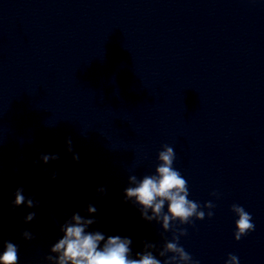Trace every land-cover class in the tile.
Returning <instances> with one entry per match:
<instances>
[{"label":"water","instance_id":"95a60500","mask_svg":"<svg viewBox=\"0 0 264 264\" xmlns=\"http://www.w3.org/2000/svg\"><path fill=\"white\" fill-rule=\"evenodd\" d=\"M165 145L188 199L215 205L176 222L180 245L198 264H264V0H0V253L11 241L18 264H49L74 213L130 237L133 258L162 248L172 231L124 189ZM18 188L37 207H14ZM233 204L255 225L239 241Z\"/></svg>","mask_w":264,"mask_h":264},{"label":"clouds","instance_id":"9594fccd","mask_svg":"<svg viewBox=\"0 0 264 264\" xmlns=\"http://www.w3.org/2000/svg\"><path fill=\"white\" fill-rule=\"evenodd\" d=\"M68 151L71 149V140L67 141ZM56 155H43L41 160L47 164L50 160H56ZM73 159L78 161V155ZM158 164L155 173L144 175L139 178L129 175V186L124 189L125 201H131L140 210L141 217L149 222L162 223L165 232L172 231L171 240L165 239L162 248H157L155 243H145L142 251L135 252L133 258L132 239L120 235L105 236L100 231H88L89 227L96 223L94 218H87L79 213H74L61 226L63 233L50 248L53 255L46 257L49 264H198L191 254L185 251L180 245V238L186 236L187 229L179 225L190 224L196 220H204L214 215L211 211L215 205L208 201L203 207L188 199V183L181 173L173 167L176 159L174 149L170 146H163L158 153ZM55 179V173L51 174ZM98 195L106 193V187L97 189ZM212 195L216 196L217 193ZM15 199L12 202L14 207L24 205L28 208L37 207V202L31 197L24 195L23 188H18L14 193ZM165 204L167 211L165 212ZM209 209L207 213L203 210ZM231 211L238 217L235 222L234 239L241 240L249 232L254 231L252 216L243 206L233 204ZM87 212L91 215L97 212L95 205H89ZM151 212V214H149ZM36 218V212H29L25 217V223ZM22 236L25 240L33 239L32 233L24 231ZM18 246L11 242L4 243V250L0 253V264H18ZM154 252L156 253L154 255ZM171 254V255H169ZM163 259H160V258ZM226 264H239V258L229 254Z\"/></svg>","mask_w":264,"mask_h":264}]
</instances>
